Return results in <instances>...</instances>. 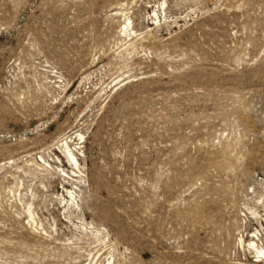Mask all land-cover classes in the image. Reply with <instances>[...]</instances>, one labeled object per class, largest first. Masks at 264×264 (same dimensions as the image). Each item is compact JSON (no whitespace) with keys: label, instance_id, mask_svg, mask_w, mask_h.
I'll list each match as a JSON object with an SVG mask.
<instances>
[{"label":"rangeland","instance_id":"374dc122","mask_svg":"<svg viewBox=\"0 0 264 264\" xmlns=\"http://www.w3.org/2000/svg\"><path fill=\"white\" fill-rule=\"evenodd\" d=\"M0 264H264V0H0Z\"/></svg>","mask_w":264,"mask_h":264},{"label":"bare ground","instance_id":"6f19581e","mask_svg":"<svg viewBox=\"0 0 264 264\" xmlns=\"http://www.w3.org/2000/svg\"><path fill=\"white\" fill-rule=\"evenodd\" d=\"M80 138H83V135L82 134H79L78 135ZM62 148V147H61ZM63 152L65 153V155H67V157L69 158L70 162L72 161L74 164H79V161H78V158L76 156V154L73 152L72 148L69 146L68 144V141H66L64 143V149H63ZM77 167V166H76ZM250 244L254 247L255 246V243L254 242H250ZM252 247V248H253ZM255 248V247H254ZM257 248V247H256ZM261 249V247H260ZM258 250V253H262L263 250Z\"/></svg>","mask_w":264,"mask_h":264}]
</instances>
